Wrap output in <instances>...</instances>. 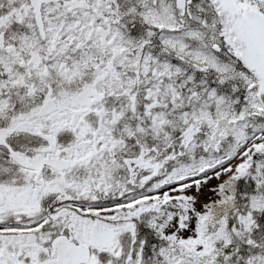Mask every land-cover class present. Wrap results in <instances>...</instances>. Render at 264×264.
Segmentation results:
<instances>
[{"label": "snow or ice", "instance_id": "snow-or-ice-1", "mask_svg": "<svg viewBox=\"0 0 264 264\" xmlns=\"http://www.w3.org/2000/svg\"><path fill=\"white\" fill-rule=\"evenodd\" d=\"M0 264H264V0H0Z\"/></svg>", "mask_w": 264, "mask_h": 264}]
</instances>
